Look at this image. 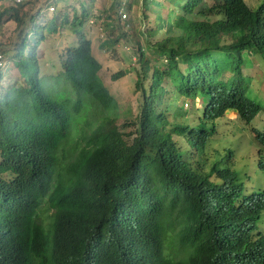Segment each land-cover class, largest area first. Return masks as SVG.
<instances>
[{
  "label": "trees",
  "instance_id": "1",
  "mask_svg": "<svg viewBox=\"0 0 264 264\" xmlns=\"http://www.w3.org/2000/svg\"><path fill=\"white\" fill-rule=\"evenodd\" d=\"M171 2L173 22L171 13L156 22L167 36L149 50L139 44L135 89L143 97L122 125L88 39L81 35L62 62L77 98L55 97L36 60L45 34L30 42L24 26L27 3L0 13V25L8 16L21 28L7 54L25 82L0 91V264H264V191L246 196L236 172L207 165L219 119L234 111L250 123L263 111L244 67L264 61V2L237 10L244 23L226 45L205 20L188 18L207 17L203 0ZM55 26L48 33L58 34ZM173 92L206 104L197 124L173 111ZM85 93L92 102L84 114ZM92 109L101 112L90 133L77 132ZM256 137L264 152V134Z\"/></svg>",
  "mask_w": 264,
  "mask_h": 264
},
{
  "label": "rangeland",
  "instance_id": "2",
  "mask_svg": "<svg viewBox=\"0 0 264 264\" xmlns=\"http://www.w3.org/2000/svg\"><path fill=\"white\" fill-rule=\"evenodd\" d=\"M245 1L250 8L255 3V0ZM256 2L258 3V0ZM38 3L39 0L28 2L21 10V15L27 20L24 26L31 29L28 37L31 38L30 42L36 41L37 34H45L42 41L38 40L40 43L36 48V60L40 67V77L45 92L62 98L67 94H73V101L77 98L71 85L64 80L62 62L65 59L66 50L80 45L82 35L91 42L93 56L102 65L100 77L117 100V114L120 116L118 124L122 125L125 119H134L139 112L143 97L142 93L135 89L141 67L138 62H134V59H138L139 44L145 50L147 48L149 50L151 46L149 43L154 44L167 36L165 29L156 31V22L160 20V17L165 21L170 13L171 17L167 23L173 22L176 13L171 0H146V9L142 6V0H130L132 6L128 11L130 26L127 32L123 31L115 15L116 0H87L85 2L60 0L56 3L58 6L52 15L41 13L37 8ZM82 12L86 14L87 21L74 24L75 17L81 16ZM32 14L36 16L31 21ZM53 21L55 27L59 28V33L56 35L48 33ZM17 25L8 16L4 17L0 25V53L4 54L7 61L2 68L3 78L0 91L15 85H25L23 78L13 65L12 58L7 54L8 51L14 49L20 39L21 28ZM118 37L115 43L114 40ZM130 47H132L131 52ZM254 62L251 66L244 67V75L250 76V98L260 104L263 111L250 124L243 122L233 112L226 114L217 121L218 132L208 145L209 148L215 144V150L222 154L221 164L238 173L237 182L243 185L244 195L264 191V154H259L260 145L256 139V133L264 134V61L258 57ZM118 72H124L126 76L114 81L112 77ZM148 84V80L144 81V86L147 87ZM171 98L175 99L173 111L184 109L189 116L190 121L188 122L192 125L199 122L204 109L200 99L193 102L181 97L177 92H173ZM82 101L84 108L82 113L85 114L91 106V95L85 93ZM70 108L73 109L72 104ZM91 112L94 114L101 111L92 109ZM74 122L76 125L78 121ZM129 131L130 129H127V132ZM48 213L52 214L53 211L50 210ZM258 229L264 233V213L258 223Z\"/></svg>",
  "mask_w": 264,
  "mask_h": 264
},
{
  "label": "clouds",
  "instance_id": "3",
  "mask_svg": "<svg viewBox=\"0 0 264 264\" xmlns=\"http://www.w3.org/2000/svg\"><path fill=\"white\" fill-rule=\"evenodd\" d=\"M143 2H144V0H142V6H143ZM263 2H264V0L263 1L258 0V3H257L255 0V3L253 5H251V7L254 8V9H252L248 6V4L246 3L245 0H203V3L201 5V9L203 11H205L207 17L204 19L200 15H193V16H190L188 18L194 19L196 21L205 20L207 22V24L210 25V28L208 30L211 33L215 34L221 40V43L223 45H226V44L234 43L233 35L240 29V27L242 26V23H244V21L242 20L243 18L237 13V10L239 8L246 7L249 11L256 12ZM26 3H28V2H26ZM115 4H116V12L119 15V19L117 18L118 23L120 24L123 31L127 32V31H129V26H130V24H128L130 22V17H129L128 11H129L130 7L132 6V4L130 3V0H116ZM121 9H123L124 12L127 13L128 19L122 20L121 15L119 13ZM181 13H182V11H181ZM48 15H52V14H48ZM129 50L131 52L132 47H130ZM4 62H5V64L7 63L5 58H4ZM134 62H137V59H134ZM0 69H2V68H0ZM197 99H200V98H197ZM195 101H193V102H195ZM200 102H201V99H200ZM204 106L206 107V104L203 105V107ZM231 112L235 113L238 116V114L234 111L227 112L226 114L231 113ZM226 114H225V116H226ZM95 118H97L96 113H94V115L87 117L86 119L81 120L79 123V126H78L80 129L77 132L86 131V132H88L87 134H89L91 131V128L95 124V121H94ZM201 118H202V116L200 117V120H201ZM243 122H245V121H243ZM245 123H247V122H245ZM250 123H247V124H250ZM80 136H82V135H80ZM256 136H257V133H256ZM256 139H257V137H256ZM259 145H260V143H259ZM215 146L216 145L213 144V145H211V147H209L207 149V153H208L207 165H208V167H211V165L214 162H219V165L221 167L226 168L227 166L221 164L220 157H222V154L219 153L217 150H215ZM258 152L260 155L264 154V152L261 151V145H260V150ZM209 157H211V159H209ZM59 169H62V168L60 167ZM60 173H64V172H60ZM238 178H239V176H238ZM243 189H244V187H243ZM260 192H263V191H259V192L253 193V194H258ZM260 220L258 221V223L260 222ZM257 227H258V224H257ZM258 232H261V231H259V229H258ZM261 233H263V232H261Z\"/></svg>",
  "mask_w": 264,
  "mask_h": 264
},
{
  "label": "built area",
  "instance_id": "4",
  "mask_svg": "<svg viewBox=\"0 0 264 264\" xmlns=\"http://www.w3.org/2000/svg\"><path fill=\"white\" fill-rule=\"evenodd\" d=\"M31 1H38V0H0V13L5 11L8 8L11 7H18L26 2H31ZM60 0H39L38 7L41 13L45 14H53L55 13L57 9L56 3L59 2ZM80 1H87V0H80ZM120 15L122 20L128 19V15L126 12H124L123 9L120 10ZM5 65L4 62V55L0 53V68H3Z\"/></svg>",
  "mask_w": 264,
  "mask_h": 264
}]
</instances>
